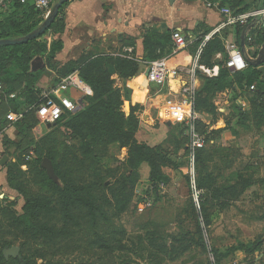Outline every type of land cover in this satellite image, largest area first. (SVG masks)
Segmentation results:
<instances>
[{
    "label": "rangeland",
    "instance_id": "1",
    "mask_svg": "<svg viewBox=\"0 0 264 264\" xmlns=\"http://www.w3.org/2000/svg\"><path fill=\"white\" fill-rule=\"evenodd\" d=\"M247 2L250 7L258 3L257 0ZM3 8L7 9L0 12V31H14L12 24L7 22L13 12H18V20L24 19V14L30 15L32 20L46 18L30 0H11ZM156 24L148 27L146 32L149 35L155 31L168 33L163 25ZM227 28L219 34L224 36ZM205 35L195 39L188 47L190 49L177 57L179 64L185 65L190 60L188 55L196 54ZM42 39L49 42L50 37L46 34ZM208 43L203 48L202 57ZM121 44L125 46L128 41H121ZM248 45L245 58L256 56L264 66L263 39H257L255 35ZM164 46L156 47L155 58L146 60L138 59L140 52L148 54L144 51L143 39L132 49L109 46L110 51L106 46L97 45L88 53L140 64L141 71L131 78H123L114 67L109 68V72L122 93L123 111L129 115L131 106L135 108L139 119L138 141L160 147L168 154L171 161L163 168L168 180L155 187L149 180V164L142 163L137 182L127 180L128 193L132 191L133 197L132 203L122 211L112 192L103 188V182L116 187L117 178L131 170L128 147L112 145L109 155L100 154L95 160L82 153V140L64 125L70 116L51 127L38 119V124L29 130V136L6 121L3 140L7 145L0 160L4 155L8 156V160L5 165H0V171H8L14 163L22 172L14 183V186L19 184V189L12 186L8 179L0 181V248L6 242L9 246L4 249L18 246L19 258L33 259L39 264L46 260L60 264H264V125H256L264 103L255 98V89L246 85L242 89L236 82L213 94V108L199 111L200 121L209 131L208 144L202 148L200 160L196 158V151L193 163L185 127L188 103L178 85L146 82L144 87L136 84L147 62L172 53L173 45L170 47L167 43ZM31 49L39 51L36 44H32ZM202 57L200 62L208 67L219 65V60L224 58L222 53L216 52L208 64L205 62L207 57L203 61ZM197 77L198 91L204 78L210 76L198 72ZM128 80L135 100L143 103L130 102L133 91L126 85ZM81 92L71 88L70 94L80 97ZM19 142L24 143L23 148L18 146ZM35 147H39L40 163ZM50 153L54 160L49 157ZM75 156L79 159L76 162ZM44 158L51 159L54 175L51 176L42 167ZM85 162L87 165L83 169L81 163ZM72 166H76L75 170H70ZM58 171L64 175L63 178H68V172L72 171L70 177L74 184L93 187L95 206L101 207L95 220L85 205L65 207L58 201L54 186L47 179L63 187L65 181L57 174ZM33 197H40L46 202L40 216V222L46 228L40 229L43 237L38 241L30 238L24 226L15 223V216L23 214L26 200ZM149 202L152 203L150 207L143 211L139 209L141 203ZM53 206L56 207L54 211ZM120 230L125 231L120 232L124 236L119 234ZM113 232L116 238H122V242L127 244V250L109 253L100 247L96 240L100 236L109 239ZM9 264L14 263L10 261Z\"/></svg>",
    "mask_w": 264,
    "mask_h": 264
},
{
    "label": "trees",
    "instance_id": "2",
    "mask_svg": "<svg viewBox=\"0 0 264 264\" xmlns=\"http://www.w3.org/2000/svg\"><path fill=\"white\" fill-rule=\"evenodd\" d=\"M245 1L246 0H224L226 4L236 8L238 12H243L250 8V4L245 5L243 8H238V6ZM69 2L70 1L66 2L61 7L56 19L43 34L26 43L0 46V81L4 85L3 93L0 94L2 105L0 113V128H3L5 122L9 121L6 116L10 109L19 111L24 103L28 104L29 108L23 112V116L16 122H9L13 123V125L19 129L20 133L28 136L31 127L38 124L36 107L42 102L43 89L38 86L36 80L37 74L35 71L37 70V61H40L42 65H44L43 62L45 63L46 61L49 66H53V64L57 62L55 56L63 47L61 39L62 31L65 26L63 12L64 7L67 6ZM263 5L264 0H259L257 6ZM37 11L41 12L40 10ZM13 13L14 14L8 17L7 22L12 24L11 26L14 31L9 32L8 30L2 29L0 31V39L17 38L27 35L38 28L45 20L44 18L32 20V17L26 14H24V19L18 20V12ZM244 28L246 27L236 26L235 28V40L241 48ZM147 29H144L141 37L143 39L144 51H148V54L143 56L139 55L138 59L140 60L154 59L156 47L159 48L167 43L170 44V47L173 45L171 39V33L173 30L167 29L166 31L168 33L166 34L155 31L152 35H149L148 32H146L148 31ZM253 32L257 35V39H263L264 41V30ZM46 34L50 37L49 42L48 40L42 39ZM227 36L228 32L225 33L224 36L219 33L214 35L212 40L209 41L208 47L202 57V61L205 56L208 58H205V62L208 64L210 63V58L216 52L222 53L224 58L218 62L220 67L219 75L204 78V83L197 91L195 105L198 111L203 108L207 110L210 108L212 109L213 104L211 103V98L213 94L231 87L235 82L238 83L242 89H245V85L246 87L254 85L255 98L262 101L261 103H264V66L258 61L251 62L246 59L247 67L244 70L232 71L231 68L226 65L228 55L225 50L224 38ZM137 38H129L128 44L136 46ZM32 44H36L39 51L32 50ZM164 47L162 48L165 49ZM36 56L41 57L34 60ZM45 56H47V58L44 60ZM111 67L118 70L123 78H131L141 71V66L136 61L122 60L120 58H112L105 55L95 56L94 54L86 52H84L80 58L69 60L58 68L57 72L60 76L57 78V82L63 77L78 71L80 77L92 88L93 95L84 96V103L81 108L77 109L75 112L64 114L62 119L53 126L59 124L64 121L65 118L70 116L64 121V125L72 129L82 140V148L80 149L82 150V153L86 156H91L95 160L100 154L109 155L108 150L112 145H118L119 148L128 147V165L131 170H127L125 176L122 175L117 178L116 187H113L114 185L112 184L107 185L105 181L103 182V188H108L109 191L112 192L118 205L121 204L119 209L123 211L132 203L133 197L132 191L128 193L129 188L127 186V180H130L132 183L137 182L141 164L144 162L149 164V180L155 185V187H157L160 182L168 180L163 168L168 166L171 160H169L168 154L164 153L162 148L152 147L138 141L136 137V133L139 130L138 116L135 113V108L133 106H131V112L129 115L123 111L122 93L120 89L115 86V82L111 78L109 72V68ZM11 94H15V97L11 98ZM259 111L260 116L256 125L261 127L264 125V105ZM198 125L200 131L204 133L209 132L201 121ZM207 138L209 139L208 133ZM4 145L5 147L7 145L5 140ZM23 145V142L18 143L20 148H23ZM201 150L203 149H199L196 155L198 160L201 159ZM35 152L38 155V163H40L42 158L39 153V147H35ZM49 157L54 160L51 153ZM78 160V157L75 156L74 161L76 162ZM98 161L100 163V160ZM98 161L96 162L98 163ZM86 165V162L83 165L81 163L83 169ZM70 168V170H75L76 166ZM41 170L44 172L43 168H41ZM20 172H22V170L18 164L13 163L8 167L7 179L12 186H14L15 181L18 180ZM68 173L69 177L63 178L64 175L59 171L57 172V174L65 181L63 187L47 178L54 186V195L57 196L58 201L60 200L65 207L72 204L85 205L89 208L90 214L95 220L97 217V211L100 210L101 207L95 206L93 187L83 184H74L72 177H70L72 171H69ZM68 181H70V183H68ZM14 187L19 189L20 186L18 184ZM49 203L50 205L52 204L51 201ZM45 207L46 202L43 199L41 200L40 197L28 198L23 206V214L15 216V223L24 226V231L31 239L36 241H38L40 237H43L40 229L46 228V225H43L40 222V216L41 213L44 212ZM55 208L56 207L53 206L52 211H54ZM102 216L105 217L106 214L103 213ZM47 232L49 233V231ZM120 232L125 231H119V234L124 236V233ZM96 241L97 243H100L102 249H105L109 253L128 249L127 244L122 242V238H116L115 232L111 234L109 239L100 236ZM190 244L191 242L188 243V246ZM6 246H9L8 242L0 248V264H9L10 261L14 264H39L36 260L19 258L20 256L17 258L9 257V259H6L3 254V250ZM40 255L41 254H39V256ZM126 263L127 262H125V264ZM43 264L60 263L46 260Z\"/></svg>",
    "mask_w": 264,
    "mask_h": 264
},
{
    "label": "crops",
    "instance_id": "3",
    "mask_svg": "<svg viewBox=\"0 0 264 264\" xmlns=\"http://www.w3.org/2000/svg\"><path fill=\"white\" fill-rule=\"evenodd\" d=\"M69 1L68 5L64 7L63 12L65 21V26L61 35L63 47L55 56L57 62L54 63L53 66H49L46 61V64L43 62L44 65H42L40 61H37L38 65L35 71L37 74L36 80L38 86L43 90H47L58 83V68L69 60L80 58L84 52L88 53V51L93 50L97 45L102 48L106 46L110 51L111 48L109 46L131 48L132 45L125 44V46H123L121 41H128L129 38L138 37L136 43H139L142 40L141 34L144 29H147L149 26L152 27L156 22L157 24L163 25L164 30L182 29L185 33L192 36L194 42L195 39L213 30L221 21V13L219 10L207 8L206 0H174V2H170V0ZM247 4L249 3L246 0L243 4H240L238 8H243ZM251 8L253 7L249 9ZM6 9L0 8V12L6 11ZM10 10L12 11V9ZM203 28H206V31H203ZM235 28L236 26H232L230 29L227 28L228 36L226 39L229 38L237 42L235 40ZM246 30L247 28H244V32ZM197 44L198 42L196 46ZM196 46H194L193 49H195ZM248 46L249 45L246 44L245 50H243L244 53L247 52L246 48H248ZM189 49L183 50L178 56L186 53ZM141 53L143 52H140V56L143 55ZM178 56H176L174 61L177 62ZM39 57L41 56H36L34 60H37ZM45 58H47V56L44 57V60ZM255 58L256 56L253 59ZM146 68L147 67L144 68L143 75H140L138 79L141 78L142 80L144 74L146 76ZM138 79H136V84ZM148 84L150 83L148 82ZM126 85L132 89L129 80ZM137 85L146 87V83L143 81ZM132 91L130 102L143 103L144 101L135 100L134 90L132 89ZM1 93L3 92H0V94ZM28 108V104L24 103L19 111L24 112ZM1 109L2 105L0 99V113ZM10 111L15 110L10 109ZM3 130L4 127L0 128V157L5 149ZM6 179L7 171L4 169L0 171V181L5 182Z\"/></svg>",
    "mask_w": 264,
    "mask_h": 264
},
{
    "label": "built area",
    "instance_id": "4",
    "mask_svg": "<svg viewBox=\"0 0 264 264\" xmlns=\"http://www.w3.org/2000/svg\"><path fill=\"white\" fill-rule=\"evenodd\" d=\"M11 0H0V8L6 6L7 2ZM32 4L40 10L45 17L51 12L55 0H30ZM207 8L217 9L221 13V21L208 34L196 54L189 55L187 64L182 65L174 61L176 56L186 50L192 43L193 38L190 34L185 33L182 29H175L171 33L173 42V51L170 55L147 62L146 74L147 81L150 84L163 85L169 84L178 85V90L185 96L188 103L187 118L185 122L186 131L189 137V152L191 160L194 163L195 153L197 150L204 148L208 144L207 133L200 131L198 123L200 122L201 114L196 109V91L198 72H203L210 77L219 75V65L208 67L200 62L203 48L210 41L214 35L227 27L242 26L247 28L246 44H251L254 40L253 31L264 30V6H254L243 12H238L230 5L226 4L224 0H206ZM225 50L227 52V66L233 70H244L247 67V60L240 45L234 40L225 39ZM132 49V48H129ZM218 56H221L219 54ZM71 88L81 90L80 97H72L70 94ZM251 89H255L252 85ZM4 85L0 81V92H3ZM92 94L91 87L80 77L78 71H75L66 77H63L53 87L43 90L42 102L36 107V115L41 123L44 125H54L62 119L64 114L68 112H75L79 107V98ZM12 98L15 94L10 95ZM21 111H10L7 114V119L10 122H16L23 116ZM151 202L147 204L141 203L139 209L143 211L150 207Z\"/></svg>",
    "mask_w": 264,
    "mask_h": 264
},
{
    "label": "water",
    "instance_id": "5",
    "mask_svg": "<svg viewBox=\"0 0 264 264\" xmlns=\"http://www.w3.org/2000/svg\"><path fill=\"white\" fill-rule=\"evenodd\" d=\"M68 1L69 0H57V2H55L51 12L49 13V15L45 18L44 22L38 28H36L31 33L24 35V36H20L17 38L0 39V46H2V45H16V44L26 43V42L34 39L35 37L43 34L46 30L49 29L52 22L56 19V17L59 14L61 7ZM170 2H174V0H170ZM246 32L247 31L244 32L243 37H242V44H241L242 50H245V47H246V38H245ZM245 57H246V55H245ZM246 59L251 61V62L258 61L260 63V61H262L260 58H257V59L246 58ZM148 72L149 71L147 70L146 74H148ZM78 102H79V107H78V109H79L82 107V105L84 103V97L79 98ZM48 126L51 127L52 125L49 124ZM7 160H8V156L4 155L0 161V164L5 165ZM42 167L45 168L51 176L54 175L53 164H52L51 159L44 158V160L42 162ZM3 254H4L6 259H9V257L17 258L20 256V247L12 246V247L6 248L3 250Z\"/></svg>",
    "mask_w": 264,
    "mask_h": 264
},
{
    "label": "bare ground",
    "instance_id": "6",
    "mask_svg": "<svg viewBox=\"0 0 264 264\" xmlns=\"http://www.w3.org/2000/svg\"><path fill=\"white\" fill-rule=\"evenodd\" d=\"M141 81H143L144 83L147 82L145 74H144L142 80H141V78L137 80V84H139Z\"/></svg>",
    "mask_w": 264,
    "mask_h": 264
}]
</instances>
